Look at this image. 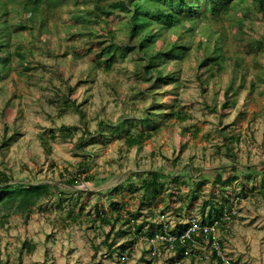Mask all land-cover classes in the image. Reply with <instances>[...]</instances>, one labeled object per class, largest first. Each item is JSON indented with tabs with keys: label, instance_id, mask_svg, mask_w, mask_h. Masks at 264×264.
<instances>
[{
	"label": "rangeland",
	"instance_id": "obj_1",
	"mask_svg": "<svg viewBox=\"0 0 264 264\" xmlns=\"http://www.w3.org/2000/svg\"><path fill=\"white\" fill-rule=\"evenodd\" d=\"M57 1L59 6L46 14L47 27L52 32L47 28L41 30L36 20L32 25L31 15L26 29L13 31L10 45L14 47L22 42L25 63L31 68H23V63L14 58L9 75L0 79V145L4 138L12 139L9 146L0 148V170L16 181L52 183L67 190L70 187L67 180L77 172L78 163L88 160V173L80 172L82 181L72 189L91 194L63 197L60 206L55 198L45 200L28 221L18 214L11 215L0 224V264H218L213 257L214 248L199 234L201 240L190 248L191 254L176 263L173 262L176 251L163 242L168 236L150 239L148 233L160 224L173 230L178 223L191 221L203 226L204 218L212 212L207 205L202 215L203 202L221 203L224 197L233 201V209L226 223L215 226L214 236L222 244L219 256L230 264H264V195L261 194L264 170L256 181L247 182L248 192L243 198L237 197L243 181L240 174L223 193L219 185H214L218 168L228 169L234 163L244 171L264 166V44L262 50L248 51L254 38H264V16L253 14L246 7H236V17L228 15L219 22L211 19L198 22L195 34H185L184 41L191 45L189 56L164 68L165 74L173 70L178 87L161 85L153 99L150 85L141 78L140 69L145 64L133 55L127 40L109 75L92 63L100 49L94 47L89 51L88 48L101 38L86 35L89 25L80 21L73 25L71 16L73 12L92 10L93 4ZM112 1L106 0L105 4ZM17 8L18 5H9L3 15L16 21L23 17L16 12ZM243 16L247 18L245 39L241 41L235 26L242 23ZM122 25L124 22L119 17L110 20L112 30L117 32L116 40L123 43ZM183 31L185 28L180 32ZM218 35L223 36L219 40L229 57L234 53L243 57L241 68L234 80L228 70L218 78L201 81L196 71L203 52L195 49L199 41L213 43ZM76 52L80 57L74 56ZM232 81L231 101L235 104L223 110L225 89ZM68 87L74 90L69 92ZM72 103L84 110L85 118ZM148 111L157 113L155 124L150 127L135 119L146 116ZM172 111L185 115L184 121L178 115L170 117ZM131 119L128 128L133 133L157 127L155 135L143 146L128 148L124 135L105 129L86 148L87 156L75 149L81 137H89L84 122L88 132L94 133L100 121L116 124ZM63 126L71 134L66 139L59 136ZM226 126L224 132L234 137L231 145L236 157L228 155L223 145L221 128ZM184 127L189 130L183 132ZM50 130L58 138L51 142L48 156L39 137L44 135L51 140ZM186 167L194 178L184 173ZM137 171L180 174L184 180L171 184L179 191L175 207L170 200L168 206L164 205L171 193L166 192L151 210L147 206L141 208L142 192L128 190V185L123 184ZM85 175L92 180L84 181ZM198 181L203 183L202 188L188 211V196L192 189L196 191ZM252 187L257 189L250 190ZM110 189L113 191L108 193ZM110 201L119 202L125 211L137 215V222L144 227V233L138 237H115L111 232L109 242L115 240V246L129 241L127 258L120 250L110 254L103 241L111 227L93 221L96 207L100 213L110 214ZM82 204V214L78 215ZM120 225H116L115 231ZM125 229L131 230L130 226ZM25 242L33 244L34 249L22 248Z\"/></svg>",
	"mask_w": 264,
	"mask_h": 264
},
{
	"label": "trees",
	"instance_id": "obj_2",
	"mask_svg": "<svg viewBox=\"0 0 264 264\" xmlns=\"http://www.w3.org/2000/svg\"><path fill=\"white\" fill-rule=\"evenodd\" d=\"M106 0H75L76 3L82 2V4H93V8L85 13L73 12L71 18L72 21L78 24L86 23L89 25V32L86 35H94L96 39H99L93 43L88 50L97 47L100 49V54L97 55L96 60L92 61L95 66L99 69L102 68L104 72L109 75L112 71V66L116 61L115 57L118 53H122L123 46H125V40H127V46L132 47V53L138 60L144 62V66L141 67L140 72L141 78L145 83L150 85L149 92L154 99L156 92H159L158 87L161 85L169 84L170 86H176L179 81L178 77L172 71L167 70V74L164 73V68L168 67L169 63H177L183 58L189 56V49L191 45L184 41L185 34L189 32H196L197 23H206L207 20L211 19L215 22L221 21V19L228 15L237 16L236 7H246L250 12L257 16H264V0H252L250 5L247 0H113L111 3L105 4ZM9 5H18L16 12L23 14V17L18 18L16 21L10 20L8 17L3 15V11ZM59 2L57 0H0V79L9 75L10 64L12 59L17 58L23 64V68L30 69L31 66L26 65V53L23 49L22 42L17 43L13 47L11 44V37L13 31L18 33L20 30L26 29L27 18L30 17V22L33 25V21L36 20L38 25H41V30L48 29L47 27V12L53 11ZM41 15H35V13ZM8 14V13H7ZM34 14V15H33ZM114 17L124 22L121 27V31L125 33L124 42H118L116 40V33L110 26V20ZM242 23L235 26V31L240 32V40L245 39V22L246 16L241 17ZM185 28V31H180ZM234 30V29H233ZM116 37V38H115ZM219 37V38H218ZM222 35H218L213 43L199 41L196 47V52H203V55L198 58V70L196 76L201 81L214 77H220L224 72L229 70L232 80L236 78L237 71L241 68L243 57L237 56L235 53L229 57L226 53L223 45L220 42ZM108 40V41H106ZM248 51L262 50L264 44V38L253 39L251 41ZM245 50V49H243ZM81 55V54H80ZM79 53H74V56L80 57ZM125 56V55H124ZM167 69V68H166ZM261 78L260 76L258 77ZM253 84V83H252ZM155 87V88H154ZM178 87V85H177ZM255 86H252L254 88ZM113 88V87H112ZM233 81L229 82L226 86L224 93V103L222 109L226 110L235 103L231 101L233 95ZM1 90V89H0ZM69 92L74 89L68 87ZM115 91V89H114ZM72 105L82 113V117L85 118L84 110L77 107L75 103ZM214 110V108H213ZM221 112V111H220ZM179 113L174 111L170 112V117H174ZM157 113L147 112V115L135 118L136 121L141 125L152 126L155 124V118ZM180 121H184L185 115H178ZM84 120V119H83ZM133 120L123 121L120 120L116 124L106 123L100 121L98 129L94 133L88 132L87 123L86 134L89 137H81L75 145L77 151L84 152V156H87L86 148L96 140L103 130L108 129L112 132L122 134L125 136V141L128 148L141 147L143 143L152 138L157 127H153L152 131H140L133 133L131 128H128V124ZM63 126L59 131V136L66 139L69 134ZM226 127L221 128L223 132V145L226 147V153L230 156L236 157L232 149L233 136L228 135L224 132ZM189 128L184 127L183 132H187ZM50 139L47 136L41 135L39 137L41 145L44 147L46 154L49 156L51 153V142L58 138V135L54 130H50ZM239 140V136L237 138ZM10 139H3L1 141L0 148L3 149L9 146ZM77 154V153H76ZM90 167V161L82 160L77 165V172L70 175L67 182L70 187L67 190H63L60 185L45 183V182H34L29 180L16 181L8 175L6 172L0 170V224H3L13 214L20 215L24 221H28L36 207L41 205L45 200H51L55 198L57 200V206H60L64 201V198L71 197L75 193H79L80 196L83 194H91L84 192L83 190H73L72 187L82 181L80 179V172L88 173ZM264 170V166H256L255 169H247L246 171L240 169V166L236 163L232 164L227 168H218L215 171L214 185H219V190L227 191L228 185L232 184L239 178V174L242 176L241 189L238 198L247 196L248 188L247 182L256 181L257 175L260 171ZM192 171V168H191ZM192 179L194 174L189 172L188 167L184 170V173ZM84 181H90L92 178L88 175L83 177ZM180 174L174 173H163L159 171H137L129 175L128 179L123 183L128 185V190L141 191L142 197L139 198V206L141 208L148 207L151 210V206L160 199V196L166 192H171L164 200V205L168 206V201L176 205L178 190L173 189L171 184H178L182 181ZM202 182L198 181L195 185L197 187L190 191V200L186 204V209L189 211L193 199L198 197V191L202 188ZM261 194L264 195V183L261 185ZM256 187H252L250 190H255ZM113 189L108 190L110 193ZM181 198V197H180ZM233 202V201H232ZM229 197H224V201L221 203L213 201H204L201 206L202 215L205 214V208L207 205L211 208V215H208L203 220L204 226H217V224L226 223L230 219L232 214L233 204ZM111 212L100 213L96 207L97 215L93 221H99L103 226H110V232L106 234V239L103 244L108 247L110 254L116 253L120 250L122 254L125 253L126 258L130 253L129 241L121 246H115V240L109 242L111 232H114L115 237L125 236H140L144 233L143 225L137 222V215L131 211H125L119 202L110 201ZM83 204L80 208L78 215L82 214ZM72 210H70L71 213ZM163 213V212H162ZM77 214L75 217H77ZM164 214V213H163ZM78 220V219H74ZM192 221L188 224L178 223L176 229L173 230L169 225L160 224L157 225L156 229L150 230L148 236L150 239L158 238L159 236L173 237V241H163L169 248H173L176 251V257L173 262H181L188 255L191 254L190 248L194 246V243L202 239H207L208 243L212 246L213 242L216 241L221 249V242L218 241L212 233L204 234L200 232L199 235L191 236V239L182 240L181 237L192 225ZM117 224H121L120 228L115 231ZM130 226V229H125ZM22 248L27 250H33L34 245L25 242ZM157 252L155 253L156 257ZM213 257L217 260L218 264H226L221 256L218 255V250L213 249ZM125 258V259H126ZM125 264V262H124Z\"/></svg>",
	"mask_w": 264,
	"mask_h": 264
},
{
	"label": "built area",
	"instance_id": "obj_3",
	"mask_svg": "<svg viewBox=\"0 0 264 264\" xmlns=\"http://www.w3.org/2000/svg\"><path fill=\"white\" fill-rule=\"evenodd\" d=\"M215 230H216V227L215 226H202L196 222H193L192 225L189 227V229L185 232V234L181 237L182 240H185V239H191V236H193L194 234L195 235H198L200 232H203L204 234H209V233H212L213 235L215 234ZM165 240H168V241H173V237H165ZM212 247L215 249V250H218V255H219V252H220V247H219V244L214 241L213 244H212ZM224 262L226 264H230L228 263L227 261H225V259L223 258Z\"/></svg>",
	"mask_w": 264,
	"mask_h": 264
},
{
	"label": "clouds",
	"instance_id": "obj_4",
	"mask_svg": "<svg viewBox=\"0 0 264 264\" xmlns=\"http://www.w3.org/2000/svg\"><path fill=\"white\" fill-rule=\"evenodd\" d=\"M210 20V19H209ZM208 21V20H207Z\"/></svg>",
	"mask_w": 264,
	"mask_h": 264
}]
</instances>
